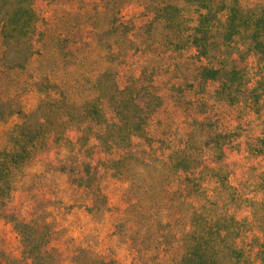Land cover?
<instances>
[{"label":"rangeland","instance_id":"374dc122","mask_svg":"<svg viewBox=\"0 0 264 264\" xmlns=\"http://www.w3.org/2000/svg\"><path fill=\"white\" fill-rule=\"evenodd\" d=\"M13 1L32 9L31 47H9L0 10V102L17 101L30 113L26 126L35 138L26 166L0 199V264L22 255L18 223L48 231L45 264H90L96 255L122 264H175L193 230L190 204L201 210L208 201L190 195L182 181L188 172L168 166L171 150L190 149L185 156L197 167L220 165L232 185L250 191L264 172V86L254 103L253 85L245 83L233 104L215 92L218 80L198 81L195 91L186 87L178 97L164 92L173 105L166 104L167 111L151 119L148 130L135 131L120 145L107 147L92 135L84 151L77 148L76 136L91 123L81 118L86 102L116 97L144 71L162 89L167 82L195 83V59L188 52L194 45L181 46L182 37L206 6L211 19L217 16V0ZM165 4L179 6L177 33L182 34L175 39L183 42L180 47L166 42L175 26L152 21ZM115 15L129 27L110 29ZM217 27L202 48L206 55L200 60L210 65L228 64L231 56L228 47L220 51ZM15 62L22 66H11ZM253 69L250 74L258 75ZM19 122L17 116L0 119L1 146ZM39 126L43 130L36 134ZM220 131L228 135L223 152L215 154L212 141ZM176 210L179 224L170 218ZM169 218L171 236L170 228L158 222Z\"/></svg>","mask_w":264,"mask_h":264},{"label":"trees","instance_id":"16d2710c","mask_svg":"<svg viewBox=\"0 0 264 264\" xmlns=\"http://www.w3.org/2000/svg\"><path fill=\"white\" fill-rule=\"evenodd\" d=\"M216 2L217 16L211 19L207 6L205 9L208 10L199 11L197 17L193 18L194 24L188 27L190 32L182 37L184 43L180 42V39H175L182 34L177 33L180 31L178 28L182 19L178 5H162L152 18V21L161 20L176 27L171 35H167L168 45L173 47H180L182 43L181 46L187 43L194 45L193 52L187 51L189 56L195 59L193 63L197 81L184 83L185 85L167 82L166 88L162 89L164 85L154 81L153 75L144 71L140 78L135 79V83L127 84L121 91L118 90L116 97L105 101H92L91 104L90 101L86 102L89 108L82 109L81 118H87L91 123L76 136L77 148L86 151L87 147H82L83 143L86 145L92 135L101 137L103 144L111 147L120 145L121 141H125L135 131H146L147 127L150 128L151 122L153 123L154 117L157 118V115L167 111L166 104L173 105L168 101L169 98L166 100V97H163L164 92L172 90L171 93L175 92L178 97L177 95L186 91V87L194 88L198 81L218 80L219 86L215 92L233 104L237 102L236 95L243 85L251 83L254 88L253 96L257 100H254V103H258V94L264 86V0ZM0 10L4 14L3 35L6 39L9 38V47L12 45L31 47L29 32L32 9L18 6L13 0H0ZM121 18L120 15H115L110 21L109 28L111 29L114 24L128 28L129 24L127 25ZM213 26H218L220 51H223L224 47L231 49L229 65L225 63L227 66L223 62L210 65L200 60L206 55L202 48L210 42L209 32ZM28 53L32 54L30 51ZM11 66L21 67L22 64L15 62ZM251 67L258 71V75L250 74L253 72L249 70ZM183 69L190 72L187 66ZM193 90L195 91V88ZM29 114L17 101L0 102V119L8 120L13 116L20 118L19 123L9 128L10 140H7L5 146L0 145V199L9 192L17 171L23 170L31 157L35 134L31 127L26 126ZM92 123L100 128H93ZM42 130L39 126L36 134ZM1 133L3 134V131ZM59 134L55 131V137ZM227 135L228 133L224 131L215 133L212 141L215 154L223 152L222 147ZM262 149L264 155V138ZM186 153H190V149L189 152L178 147L172 149L168 166L176 171L188 172L182 181L188 186L190 195L192 193L202 195L208 202L202 205L201 210L190 204L193 230L175 264H264V172H261L260 177L256 175L257 180L253 181L250 191H246L244 187L232 185L220 165L214 167L204 163L198 168L197 163L188 160ZM209 182L210 184H207ZM169 184L173 185L174 182L170 181ZM175 192L178 196L184 195L183 191ZM179 211L170 212L173 223L179 224ZM170 218L164 223L158 222L160 226L170 228L171 236V233L175 232L171 229ZM14 227L24 248L21 257L13 260L12 264H45L48 231L43 226L33 228L25 223L15 224ZM9 262L11 261L8 260V264ZM90 264L122 263L113 256L96 255Z\"/></svg>","mask_w":264,"mask_h":264}]
</instances>
